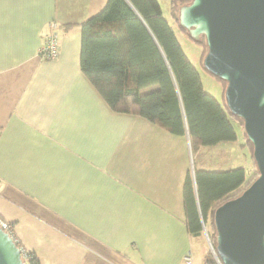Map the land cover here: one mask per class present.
<instances>
[{"label":"crops","instance_id":"crops-1","mask_svg":"<svg viewBox=\"0 0 264 264\" xmlns=\"http://www.w3.org/2000/svg\"><path fill=\"white\" fill-rule=\"evenodd\" d=\"M107 2L0 0V220L39 264H195L188 135L113 112L81 71L82 24ZM51 22L60 53L42 60ZM234 144L213 149L225 169Z\"/></svg>","mask_w":264,"mask_h":264},{"label":"trees","instance_id":"trees-1","mask_svg":"<svg viewBox=\"0 0 264 264\" xmlns=\"http://www.w3.org/2000/svg\"><path fill=\"white\" fill-rule=\"evenodd\" d=\"M191 2L171 0L172 19L185 36L205 48L203 35L194 40L179 24L181 7ZM80 67L113 112L140 117L175 135H188L194 157L184 184L186 225L193 237L205 243L204 224L216 248V209L240 196L259 174L253 168L248 178L244 167L225 169V151L213 149L221 143H238L249 149L256 165L253 146L243 120L228 109L225 95L222 102L204 89L159 1L108 0L82 24ZM217 79L226 90V82ZM207 261L216 264L209 248ZM27 264L39 261L29 254Z\"/></svg>","mask_w":264,"mask_h":264},{"label":"water","instance_id":"water-1","mask_svg":"<svg viewBox=\"0 0 264 264\" xmlns=\"http://www.w3.org/2000/svg\"><path fill=\"white\" fill-rule=\"evenodd\" d=\"M179 24L194 40L205 37L204 68L226 82V105L244 122L259 172L216 209V252L223 264H264V0H192ZM0 264H26L1 220Z\"/></svg>","mask_w":264,"mask_h":264},{"label":"rangeland","instance_id":"rangeland-1","mask_svg":"<svg viewBox=\"0 0 264 264\" xmlns=\"http://www.w3.org/2000/svg\"><path fill=\"white\" fill-rule=\"evenodd\" d=\"M158 1L161 5L164 17L168 21H170V23L174 27V29L176 31L177 38H178L180 44L182 45V48H183L185 54L187 55L189 60L193 63V65L196 67V69L200 73V75L202 77L204 89L206 90V92L212 94L218 100L223 102L225 90L223 88L222 82L219 81L217 78H215L213 75H211L209 72H207V70L204 68V65H203L204 58H205L207 51H208L207 47L203 48L200 44L194 42L193 40H191L190 38L185 36L175 26L174 21L172 19V15H171V0H158ZM239 136H240V142H243L244 140H243L242 134H239ZM234 145H235L234 147H236L235 148L236 151L239 154L238 155H235V154L231 155L230 161H229V166L232 168H236L237 166L242 165L247 170L248 178H249L253 168L255 169L254 173L256 174L258 172V170H257V167H254L255 164H254L251 156L249 155L248 148L242 147L240 145L238 146V144L237 145L234 144ZM258 174H259V172H258ZM209 229L211 230V227ZM205 239H206V237H205ZM208 248H209L208 242H205L203 244V240H197V244L195 246V252H194L195 264H205V259L207 258Z\"/></svg>","mask_w":264,"mask_h":264},{"label":"built area","instance_id":"built-area-1","mask_svg":"<svg viewBox=\"0 0 264 264\" xmlns=\"http://www.w3.org/2000/svg\"><path fill=\"white\" fill-rule=\"evenodd\" d=\"M58 28L59 27L57 23L55 22L49 23L48 32L45 36L44 42L39 48V57L42 60H55L58 58L59 53H60V41H59ZM1 224H2V227L13 237V239L17 241V239L14 237V234H13L12 225L5 223V222H1ZM203 234L206 237V240L209 245V249L212 253V257L215 263L223 264L220 257L218 256L216 252V248H214V246L211 244L208 230L204 224H203ZM19 248L21 250L22 259L27 264V260H28L30 253L22 247H19ZM183 263L184 264H194L191 253H188L186 256H184Z\"/></svg>","mask_w":264,"mask_h":264}]
</instances>
